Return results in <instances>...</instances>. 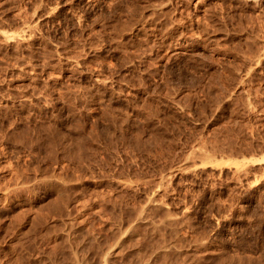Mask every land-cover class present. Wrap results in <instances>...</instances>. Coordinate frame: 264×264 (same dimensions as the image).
<instances>
[{
  "label": "rangeland",
  "instance_id": "374dc122",
  "mask_svg": "<svg viewBox=\"0 0 264 264\" xmlns=\"http://www.w3.org/2000/svg\"><path fill=\"white\" fill-rule=\"evenodd\" d=\"M258 1L0 0V264H264Z\"/></svg>",
  "mask_w": 264,
  "mask_h": 264
},
{
  "label": "bare ground",
  "instance_id": "6f19581e",
  "mask_svg": "<svg viewBox=\"0 0 264 264\" xmlns=\"http://www.w3.org/2000/svg\"><path fill=\"white\" fill-rule=\"evenodd\" d=\"M221 1H222V0H221ZM257 1H258V0H257ZM260 1H261V0H260ZM169 2H171V1H169ZM258 2H259V1H258ZM225 3H226V2H225ZM249 3H250V2H249ZM230 5H231V4H230ZM255 5H256V4H255ZM250 6H251V5H250ZM215 7H216V6H215ZM260 8H261V7H260ZM207 13H208V12H207ZM227 13H228V12H227ZM241 13H242V12H241ZM214 14H215V13H214ZM252 14H253V13H252ZM261 14H262V13H261ZM224 15H225V14H224ZM230 15H231V14H230ZM256 15H257V14H256ZM249 16H250V15H249ZM233 18H234V16H233ZM221 20H222V19H221ZM231 20H232V19H231ZM199 22H200V21H199ZM206 22H207V20H206ZM206 22H205V23H206ZM211 22H212V21H211ZM204 25H205V24H204ZM210 25H211V24H210ZM224 25H225V24H224ZM202 26H203V25H202ZM221 26H222V25H221ZM212 27H213V26H212ZM222 27H223V26H222ZM224 27H226V26H224ZM262 27H263V26H262ZM221 29H222V28H220V30H221ZM240 31H241V30H240ZM261 31H262V30H261ZM220 32H221V31H220ZM225 32H228V31L225 30ZM258 32H259V31H258ZM231 33H232V32H231ZM259 33H260V32H259ZM223 34H224V33H223ZM213 35H214V34H213ZM226 35H227V33H226ZM226 35H225V36H226ZM263 36H264V35H263ZM240 38H241V36H240ZM263 38H264V37H263ZM7 39H8V38H7ZM230 39H231V38H230ZM258 39H259V38H258ZM209 40H210V39H209ZM226 40H227V39H226ZM258 41H259V40H258ZM262 42H263V41H262ZM221 43H222V42H221ZM224 44H226V43H224ZM260 44H261V43H260ZM224 46H225V45H224ZM235 48H236V47H235ZM220 50H221V49H220ZM261 51H262V50H261ZM263 52H264V51H263ZM260 53H261V52H260ZM258 56H259V53H258ZM262 56H263V55H262ZM262 58H263V57H262ZM254 59H257V58H254ZM255 62H256V61H255ZM259 64H261V63H259ZM234 66H235V65H234ZM137 142H138V141H137ZM251 161H252V160H251ZM243 162H245V161H243ZM243 162H242V164H243ZM253 162L256 163V162H258V161L255 160V159H253L252 163H253ZM234 163L237 165V163H239V162H234ZM240 163H241V162H240ZM240 163H239V165H240ZM245 163H246V162H245ZM244 165H245V164H244ZM244 165H243V166H244ZM240 166H242V165H240ZM243 166H242V167H243ZM197 169H199V168H197ZM193 173H194V172H193ZM190 174H191V173H190ZM49 186H50V185H49ZM55 186H56V188H57V187H59L60 185H59V186L55 185ZM50 187H51V186H50ZM52 187H53V186H52ZM62 187H63V186H62ZM62 187H61V188H62ZM61 188H60V189H61ZM60 189H59V190H60ZM55 190H56V189H55ZM57 190H58V188H57ZM61 190H62V189H61ZM64 191H65V190H64ZM57 193H58V192H57ZM62 193H63V192H62ZM62 193H59V194H62ZM59 197H60V196H59ZM59 197H58V198H59ZM58 200H60V199H58ZM58 202H59V201H58ZM57 204H58V203H57ZM58 205H59V204H58ZM59 207H60V206H59ZM56 208H57V207H56ZM147 210H148V209H147ZM140 211H141V210H140ZM144 211H145V210H143V212H144ZM141 212H142V211H141ZM148 212H150V211H148ZM138 213H139V212H138ZM144 214H147V213H144ZM144 214H143V216H144ZM138 215H139V214H138ZM136 216H137V215H136ZM139 216H142V215L140 214ZM139 216H138V217H139ZM148 216H149V215H148ZM144 217H145V216H144ZM139 218H140V217H139ZM148 218H149V217H148ZM150 218H151V217H150ZM150 218H149V219H150ZM141 219H143V218L141 217ZM144 219H145V218H144ZM151 219H152V218H151ZM151 219H150V221H151ZM136 220H137V219H136ZM176 220H177V219H176ZM140 221H142V220H140ZM146 221H147V220H146ZM167 221L170 222V220H167ZM151 222H152V221H151ZM154 222H155V221H154ZM154 222H153V223H154ZM165 222H166V221H165ZM169 222H168V223H169ZM171 222H173V221H171ZM166 223H167V222H166ZM173 223H174V222H173ZM181 223H182V222H181ZM176 224H177V223H176ZM132 225H133V224H132ZM154 225H155V226H154ZM154 225H153L154 227H157V226H156V223H155ZM160 225H161V224H160ZM160 225H159V226H160ZM178 225H180V224H178ZM150 226H152V225H150ZM165 226H166V225H165ZM20 227H21V226H20ZM161 227H162V226H160V228H161ZM171 227H172V226H171ZM178 227H179V226H178ZM178 227H177V229H178ZM129 228H130V227H129ZM132 228H133V227H132ZM152 228H153V227H152ZM156 229H157V228H156ZM156 229H153V230H156ZM157 230H159V229H157ZM157 230H156V231H157ZM172 230H173V229H172ZM172 230H171V231H172ZM120 231H121V229H120ZM127 231H128V230H127ZM129 231H130V230H129ZM171 231H170V232H171ZM174 231H175V230H174ZM178 231H179V230H177V232H178ZM123 232H124V233H127V232H125V231H123ZM172 233H173V232H172ZM174 233H175V232H174ZM202 233H203V232H202ZM121 234H122V231H121ZM125 235H127V234H125ZM162 236H163V234L161 235V237H162ZM175 236H176V234H175ZM123 237H124V235H123ZM126 237H127V236H126ZM130 237H131V236H130ZM132 237H133V236H132ZM164 237H165V236H164ZM176 237H177V236H176ZM134 238H135V237H134ZM169 238H171V237H169ZM178 238H179V237H178ZM178 238H177V239H178ZM118 239H119V238H118ZM120 239L122 240V237H121ZM162 239H164V238H162ZM162 239H161V240H162ZM124 240H125V237H124ZM130 240H131V239H130ZM161 240H160V241H161ZM117 241H118V240H117ZM126 241H127V240H126ZM132 241H133V240H132ZM160 241H159V242H160ZM162 241H164V240H162ZM122 242H123V241H122ZM135 242H136V241H135ZM169 242H170V241H169ZM169 242H166V243H169ZM118 243H119V242H118ZM133 243H134V242H133ZM115 244H116V243H115ZM120 244H121V243H119V245H120ZM122 244H123V243H122ZM160 244H161V243H160ZM116 245L118 246V244H116ZM123 246H124V245H123ZM123 246H121V247H123ZM156 246H157V245H156ZM162 246H164V245H162ZM168 246H169V245H168ZM131 247H133V246L131 245ZM135 247H136V246H135ZM158 247H159V246H158ZM110 248H111V247H110ZM112 248H113V247H112ZM114 248H115V247H114ZM116 248H118V247H116ZM119 248H120V247H119ZM119 248H118V251L120 252ZM123 248H124V247H123ZM133 248H134V247H133ZM159 248H160V247H159ZM166 248H167V246H166ZM171 248H172V247H171ZM108 249H109V248H108ZM139 249H140V248H139ZM109 250H111V249H109ZM161 250H163V249H161ZM164 250H166V249H164ZM75 251H76V250H75ZM77 251H78V250H77ZM77 251H76V252H77ZM107 251H108V250H107ZM173 251L175 252L174 249H173ZM73 252H74V251H72V253H73ZM109 252H110V251H109ZM116 252H117V251H116ZM116 252H115V253H116ZM121 252H122V251H121ZM138 252L143 253V252H141V251H138ZM138 252H137V253H138ZM167 252H168V250H167ZM74 253H75V252H74ZM74 253H73V254H74ZM103 253H104V252H103ZM153 253H156V252H153ZM153 253H151L152 256H153ZM161 253H162V252H161ZM164 253H165V252H164ZM164 253H162V254L164 255ZM76 254H77V253H75V254H74L75 256H73V257H75V262H74V263H75V264H76V263H77V264H81V262L79 263V261L77 260L78 257L76 256ZM100 254H101V253H100ZM151 254H150V255H151ZM167 254H168V253H167ZM77 255H78V254H77ZM101 255H102V254H101ZM109 255H110V254H109ZM120 255H121V254H120ZM143 255H144V254H143ZM103 256H104V255H103ZM107 256H108V254H107ZM110 256H111V255H110ZM155 256H157V255H155ZM164 256H165V255H164ZM168 256H169V255H168ZM105 257H106V256H105ZM140 257H141V256H140ZM107 258H109V257H107ZM107 258H106V259H107ZM170 258H171V257H169V260H170ZM103 259H104V257H103ZM106 259L104 260V263H102V264H106ZM139 259H140V258H139ZM141 259H142V258H141ZM73 260H74V258H73ZM82 260H83V257H82ZM146 260H147V259H146ZM169 260H168V261H169ZM108 261H109V260H108ZM108 261H107V262H108ZM141 261H142V260H141ZM141 261H140V262H141ZM143 261H144V260H143ZM147 261H148V260H147ZM165 261H166V260H165ZM171 261H172V260H171ZM158 262H159V261H158ZM100 263H101V262H100ZM152 263H153V262H152ZM160 263H162V262H160ZM141 264H142V262H141ZM144 264H145V263H144ZM147 264H149V263H147ZM150 264H151V263H150Z\"/></svg>",
  "mask_w": 264,
  "mask_h": 264
}]
</instances>
